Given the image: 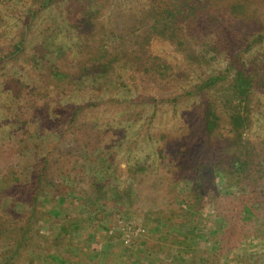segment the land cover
I'll list each match as a JSON object with an SVG mask.
<instances>
[{"label": "rangeland", "instance_id": "rangeland-1", "mask_svg": "<svg viewBox=\"0 0 264 264\" xmlns=\"http://www.w3.org/2000/svg\"><path fill=\"white\" fill-rule=\"evenodd\" d=\"M47 1L0 0V145L11 140L10 129L5 127L8 122L6 116L10 111L14 110L15 114L20 108L22 113H26V118L30 114L45 111V107H41L38 102L32 107L27 106L26 100L32 89L51 97L49 111L53 116L45 126L51 133L44 136L48 143L56 139L60 129L66 128L64 124L69 117L71 104L83 97H91L96 100L97 110L101 113L93 121L106 133L103 147L111 151L112 161L118 164L115 181L119 183L118 190L123 196L119 194L114 198L116 204L122 208L129 204L132 198L125 195L127 184L131 177L139 173L145 177V186L149 187H146L147 190L143 187L147 194L145 202L132 201L133 209L140 211L152 205L148 199H152L156 192L152 186L155 172L150 165L155 166L159 161L155 153L156 140H148L143 135L150 129L153 132L165 130L172 135L182 130L186 137L182 140L181 148L185 150L189 147L187 145L192 135L200 131L195 124L200 125L202 121L201 112L196 109L201 102L199 96L185 98L174 109L159 104L151 119L154 110L142 106L141 96L153 92L158 96H167L173 91L180 92L181 84L189 88L190 83L186 84L185 79L188 73L197 79L206 73L221 74L227 68L234 70V73L246 68L254 81L253 91L248 97H237L226 83L214 91L213 99L218 103L225 128H228L226 123L229 114L237 111L250 115L251 121L245 130L242 145L249 152L257 149L261 153V162L258 161L259 168L256 170L261 174L255 177H263L254 183V176L232 171V174H223L222 177L216 172L210 187H218L224 193V179H227L234 187L225 195L239 198L256 192L259 201L254 210L255 215L249 221H243L247 222L245 235L236 247L230 248L224 244L227 222L221 219L212 206H206L199 213L202 226L191 234L194 238L191 243L197 248L195 257L193 261L190 260L192 256L187 257L186 263L206 264L207 259L215 260L213 258L216 255H222L219 262L216 260L214 264H264V152L261 149L264 148V0H176L182 12L187 11L188 6L194 7L190 28L196 38H191L190 44H195V47L194 52H188L190 62L195 66L192 69L186 64L188 53L184 62L173 44L157 37L152 19L155 16L153 2L157 0ZM87 18L93 19L91 30L81 29L86 24L76 25L75 20L87 21ZM183 19L181 15L178 17L180 21ZM145 32L152 36L149 41H142L146 42L145 61L169 66L168 72L161 78L155 79L146 72L148 67L136 71L126 70L123 62L114 63L117 54L137 48L139 36ZM215 43L218 45L217 52H213L210 47ZM198 57L200 64L195 63ZM56 64L58 67H53ZM93 65L97 66L98 73ZM48 68H58L61 72L56 71L58 75L53 73L47 79ZM79 74L81 79L74 85L75 89L66 90V94H63L68 81H75L73 77ZM132 74L140 79L138 85ZM232 76L231 73L230 81ZM171 79L174 81H169ZM20 89L23 98L16 102L14 96ZM102 97L107 101L105 107L98 106L103 102ZM118 104L114 112L113 108ZM133 110L138 114L137 120L131 116ZM144 112L148 113L145 115ZM141 113L144 115L141 116ZM193 125L197 129H193ZM197 138L200 139L199 149L203 153L201 158L210 165L219 155L213 144L219 136L214 140L206 135H197ZM110 142L112 147L107 148ZM26 154L17 163L14 158L11 163L0 165L2 172L12 169L10 177L0 173V177L4 176V180L9 181L11 189L5 188L0 193L3 195L0 197V219L17 228L24 226L29 219L32 223H29L31 233L17 254L10 252L8 240L6 244L0 242V261L12 254L14 264H36L32 259L38 264H72L69 258L74 262L85 259V254L81 257L77 249L89 247L98 249L99 255L107 253L117 261L115 264H183L185 259L176 258L180 255L178 234L165 235L169 230V225L165 224L166 220H170L166 212L168 209H153L131 221L116 209L109 214L97 215L83 193L87 190L84 182L78 185L65 180L57 196H54L51 188L42 189L38 195L37 210L31 219L36 171L41 169V165L39 156L37 160V156L30 153L27 157ZM57 159L55 157L52 166H55ZM144 162L148 166H143L142 171L137 169L138 163ZM22 171L26 173V179L23 173L21 175ZM58 177L55 174L54 179ZM191 187L188 181L178 183L182 192H189ZM16 194L20 195V200L14 197ZM26 195H29L30 200H23ZM91 195L89 191L88 196ZM241 198L235 200L234 205H239ZM183 199L186 201V197ZM99 208V211L104 210V207ZM79 213L83 216L82 220L89 218L90 223H85L84 227L74 225V232L71 229L72 220L75 221ZM217 233L221 234V239L215 238ZM203 237L206 238L205 243L201 239Z\"/></svg>", "mask_w": 264, "mask_h": 264}, {"label": "trees", "instance_id": "trees-1", "mask_svg": "<svg viewBox=\"0 0 264 264\" xmlns=\"http://www.w3.org/2000/svg\"><path fill=\"white\" fill-rule=\"evenodd\" d=\"M47 3H52V0H49V2L47 1ZM178 3L179 2L176 0H157L153 2V14L155 16L152 17V19L157 31V37L165 39L173 44L175 51L185 62V55L188 52H194L193 48L195 47V44L192 46L190 44V39L193 38L195 40L196 38L195 32H193V29L191 31L190 28L194 7L188 6L187 11L184 10V12H182L181 6ZM180 15L184 18L182 21L178 20ZM87 19V21L84 19L81 21L75 20V23L76 25H80V23L83 25L86 24V27L81 29L91 30L90 26L93 19ZM180 25H183V27L179 28ZM139 38V46L137 48H130L122 54H117V57L114 58V63L123 62L126 70L135 69L136 71L143 67H148V71L146 70V72L151 73L155 79L161 78L165 72H168V64H155L154 62L150 63L145 61L147 53L145 52L144 45L152 36L148 32H145L141 34ZM217 38L218 36L216 35V39ZM144 39H146V42H142ZM210 47L213 52H217L218 45L216 43L214 46L211 45ZM189 53L187 57L189 61H187L186 58V64L190 65L188 68L192 69L195 66L190 62L191 57ZM199 62L200 59L198 57L195 63L200 64ZM85 63L84 59L83 66H85ZM162 65L164 66L162 67ZM53 67L58 66L56 64ZM92 67L96 69L98 73L97 66L93 65ZM56 71L61 72L58 68H48L49 73L46 75V78L48 79L53 73L58 75ZM182 72L184 71L182 70ZM193 72L194 70L192 74ZM231 73L233 76L230 81ZM133 77L134 74H132V78ZM73 78L75 81H68L63 94H66V90L70 91L71 89H75L74 85L80 82L78 81L81 79L80 74ZM134 79L136 85H138L140 79L135 77ZM185 79L187 80L186 84L190 83V86L189 88H185L186 86L183 87V84H181L179 87L180 92L173 91L167 96H158L153 92L141 96L143 99L142 106H149L151 107L150 111L154 110L150 119L155 115L159 104L169 105L174 109L178 107L180 105L179 103L185 98L199 96L201 102L196 109L198 111L200 110L202 121L200 125L195 124L199 127L200 131L198 134L195 133L192 135L187 145L189 147L185 150L181 148L182 140L184 141L186 137L182 130L172 135L165 130H156L153 132V129H150L143 135L144 137H148V140H156L155 153L159 161L155 163V166L153 164L150 165L155 172L152 186L156 194L152 199H148V201H152V205H148L145 209L143 208L140 211L133 209L134 205H132V201L139 200L143 203L147 200L146 190L149 187L145 186L147 182L142 174L137 173L135 176L133 175V178L131 177V179H129L130 182L127 184L128 191L125 192V195L132 199L128 205L122 208L116 204L117 200L114 199L118 197L119 194L122 195L118 190V187H120L119 183L115 181V179H117L115 170L118 164L112 161L113 159L110 155L112 154L111 151L109 152L103 147L104 142L102 141L105 139L106 133H104V131L102 132L101 128L99 129L97 127L96 121H93V118L101 114L97 110L96 100H93L91 97L88 99H84L85 97H83L80 101L71 104L69 107V117L64 124L66 128L63 127L60 129L57 132L56 139L48 143L45 141L44 136L51 133L49 129H45L47 125L46 122L50 123L48 119H51L50 117L53 116L52 112L49 111L51 97L49 94L42 95L36 92L35 89H32L26 100L27 106L32 107L35 102H38L41 107H45V111L39 114H30L28 118H26V113L21 112L20 108L17 109L15 114H13L14 110L10 111L6 116L8 122L5 124V127L10 129L9 135L11 140L7 144L4 142L0 145V161H4L0 163V165L11 163L14 158L17 163V160H21L22 155H25L26 151L29 150L30 152L26 154L27 157L30 156V153L37 156V160H39L38 156L40 157L41 169L36 171V189L34 190L35 196L32 199L34 202L33 209L30 213L31 219L35 214L34 212L37 210L36 205L41 190L51 188L54 196L60 195V185L68 179L74 184L79 185L82 182L87 184V190L83 191V193L87 195V199L90 201L89 203L94 208V211L97 212V215L109 214L113 212V209H116L119 210L123 216H127L129 219L128 221H131L137 216H143L145 213L152 212L151 210L153 209H168L166 212L169 214L168 217L170 220H166L165 224H167V226L169 225V230L165 235L178 234L177 247H180V250H178L180 251V255H177L176 258L181 259L182 257L185 259L183 264H187V257L189 258L192 256L190 259L191 261H193L192 259L195 257L197 248L191 243L194 239L191 234H194V231L202 226V219L199 213L206 206H212L214 210L218 211L221 219L227 222L224 244L231 246L230 248L236 247L242 241L245 235L243 233L247 230V222L243 223V221H249L251 217L255 215L254 210L257 201H259L256 197V192L240 196L242 198L240 199L239 205H234L235 200L240 197L235 198L231 194L225 195L231 192L234 187L227 179H224L225 183L223 187L225 191L229 190L228 192L224 191L223 193L220 188L217 187L215 189L210 186L211 183L214 182L213 175L216 172L223 177V174L225 176L227 173L232 174V171H234L240 174H247L250 177L254 176L256 179L255 176L261 174L260 171H256L259 168V162H261V153L257 149H253L249 152L247 148L242 145L245 130H247L249 127L248 124L251 121L250 115L247 116V114L237 111L231 113L226 123L228 128L223 127L220 108L217 101L213 99V93L219 86L227 83L229 88H232L236 92L237 97H248L253 91L254 81L249 74V70L246 68L238 70L235 73L234 70L227 68L226 71L221 74L206 73L199 76L197 79L192 78L191 74L188 73ZM169 81L173 82L174 79ZM21 89L18 90L14 96V101L16 102H19V100L23 98L21 97L23 93ZM102 98L103 102L99 103V107H105L107 105V101H104V97ZM118 106L119 104L113 108L114 112ZM144 113L146 115L148 112ZM144 113H141V116H143ZM137 115V112L133 110L131 114L132 118L137 120ZM195 125L192 126L193 129H197ZM116 130H118V128H116ZM197 135L202 137L204 135L207 137L210 136L213 137L212 140L219 136L218 140L213 143L219 155L210 165H207L205 160L201 158L203 153L200 152L198 143L200 139L197 138ZM62 141L64 144H60ZM72 144H74L73 148ZM111 147L112 143L110 142L107 148ZM240 149H244L245 151L241 152ZM261 149L264 152V148ZM40 154L42 156H40ZM55 157L59 159H57L55 166H52L51 164ZM143 166L146 167L148 164H146V162L143 164L138 163L137 169L142 171ZM2 171L3 170H0V173ZM10 173H12V169L2 172L5 177H10ZM55 174L60 177L56 179L58 182L54 179ZM21 175L24 179L27 178L24 171L21 172ZM262 177L263 176H260L259 179H262ZM4 179V176L0 177V193L5 188L9 191L11 190L9 181L6 182ZM259 179L257 178L254 183L258 182ZM59 180H61V182ZM182 181L191 182L192 187L189 192H182L179 190L178 183ZM148 183H151V181ZM144 186L145 188L147 187L146 190L143 189ZM89 191L92 193L91 197L88 196ZM18 195L19 194H16L14 197L20 200L21 197ZM0 197H3V195H0ZM184 197H186V201L183 199ZM23 198L24 201H28V198L30 200L29 195ZM178 203L180 204L179 208ZM99 207H104V210L99 211ZM82 219L83 216L79 213L75 221L72 220V231H76L74 230V225L76 224L82 227L85 223H90L88 221L89 218L87 220ZM1 220L2 219H0V221ZM169 222L172 224H169ZM29 223L30 225L32 224L31 220L27 219V223L24 226L17 228L16 226L9 225V222L5 220L0 222V242L6 244L8 240L10 242L9 247L11 253L17 254L27 243L26 237L31 233L29 230ZM218 237L221 239V234L217 233L215 235L216 239ZM201 239L205 243L206 238L203 237ZM220 242H222V240ZM214 243L216 244L215 241ZM77 250L81 257L82 254H85V259H79V261L74 262L69 258L72 264H115L117 262L107 253L99 255V250L95 248L81 247ZM221 251H223V246ZM221 256L222 255H216V257L213 258L215 260H211V258L207 259L206 264H214L216 260V262H219L218 260ZM32 260L38 264L37 261L34 259ZM14 262L15 259L12 254H8L0 261V264H14ZM190 264L194 263L192 262Z\"/></svg>", "mask_w": 264, "mask_h": 264}]
</instances>
